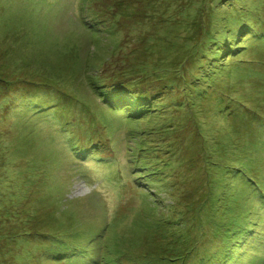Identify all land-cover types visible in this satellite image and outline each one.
<instances>
[{"label":"rangeland","instance_id":"1","mask_svg":"<svg viewBox=\"0 0 264 264\" xmlns=\"http://www.w3.org/2000/svg\"><path fill=\"white\" fill-rule=\"evenodd\" d=\"M263 20L264 0H0V264H85L64 256H97L103 234L123 264L191 247L264 264V237L241 226L264 231V41L248 35ZM34 97L60 109L69 145L113 162L69 157ZM124 98L150 114L125 120Z\"/></svg>","mask_w":264,"mask_h":264},{"label":"trees","instance_id":"2","mask_svg":"<svg viewBox=\"0 0 264 264\" xmlns=\"http://www.w3.org/2000/svg\"><path fill=\"white\" fill-rule=\"evenodd\" d=\"M260 23L261 24L263 23L261 27L257 25V27H259L258 29H254V30L250 29L248 31L249 34L248 33L247 34L248 35L251 34L250 35L251 39L263 42L264 41V20L261 21ZM91 79H92V77L88 78V80H89L88 81V85L91 86V89H92L93 93H95L101 99H103L106 102L107 105H110V103L112 102L111 100H113V96H111V94L108 91L105 90V85L101 84L100 81H98V80H94V79L91 80ZM97 79H99V78H97ZM35 99H38V98L37 97H34L33 99L31 98V100H33V101L30 103V105H35V107L34 106L29 107V109H31V112L32 111H36V113L38 115L47 113V116L50 114L52 119H53V121L55 122V123H53L54 127H56V125H58L63 130L68 129L69 132H71L70 129L68 128V126L63 122L62 118L58 114L57 111L60 110L58 107L56 109L55 107H53V104H48L47 106H42V105H44V103H40L39 100H35ZM124 99H125V102L122 103V104H116V107L120 109L121 115L123 117H125V120H127V121H135L138 118L142 119V115H143L144 112H147V113H145L146 115L150 114L149 113V109L146 106H141L139 104V102H137V99H135V98H133V99L130 98V100H127L126 98H124ZM129 103H135L134 104V108H132L131 104H129ZM146 109H147V111H146ZM52 111H55V113H53ZM89 136H90V134H89ZM69 140H73L72 139V135L70 136ZM74 142L71 143L70 145H66V147H68L67 151L69 153V157H72L75 161H77V160L74 157V155L83 154V155H88V157L91 160H93V161H97V160L100 159L102 163H108L109 164V163L113 162V160L108 159L109 158L108 155H101V154H96V153H93V152H87V151H85L84 147H80V145H79L80 143L78 144V142H76V143H74ZM90 142L91 141L83 143V145H85L87 143L90 144ZM161 166L164 167L163 164ZM147 174H149V173L146 172V173L142 174L141 176H145ZM255 197H257V196L255 195ZM258 201L264 207V195L261 197L260 200L258 199ZM107 225H108V228L110 229L111 228V224L108 223ZM252 225L253 224H251L250 226L241 224V226L247 227V231L251 235L257 233L260 236L264 237V231L261 232L262 230L259 231V229L255 230L254 225L253 226ZM112 226H113V224H112ZM108 228H105L106 232H108ZM161 236H163V237H161ZM161 236H160L161 238H166L164 232L161 233ZM101 238H102V244H103L102 245V249H103L104 248V243H105L104 242L105 241L104 234L101 236ZM58 243H60V240L58 241ZM72 247H73V250L69 252L70 260L74 259L75 260L74 262L78 261V262H81V263L90 264V262L86 263V260L82 259V258H85V256L81 253V252H87L88 250H85V249L84 250H80V249L78 250L76 247H74V246H72ZM107 247L108 246H106L105 249ZM195 248L196 247H191L189 250H185L183 253H180V254L172 253L169 256L165 255V254L164 255L159 254V255L156 256L155 259L153 258L152 260H148L147 264H152V263L153 264H186L194 256L196 257V260H194V262L198 261V264H208V263L211 262L210 261L211 258L209 256H207V255L199 256L197 254V251H195ZM168 249H172V248L170 247ZM61 252H62L61 250H57V255L60 256ZM107 255L108 256H106L105 253L103 255L104 259L107 258V259H105L104 264H118L117 262H114L115 260L111 259L112 256H110L109 254H107ZM194 262L192 264H194Z\"/></svg>","mask_w":264,"mask_h":264}]
</instances>
